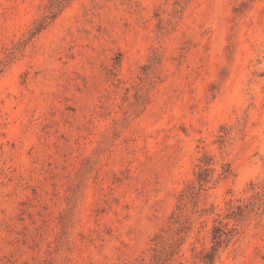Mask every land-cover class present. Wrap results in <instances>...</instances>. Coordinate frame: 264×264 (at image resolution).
Returning <instances> with one entry per match:
<instances>
[{"label": "rangeland", "instance_id": "obj_1", "mask_svg": "<svg viewBox=\"0 0 264 264\" xmlns=\"http://www.w3.org/2000/svg\"><path fill=\"white\" fill-rule=\"evenodd\" d=\"M0 264H264V0H0Z\"/></svg>", "mask_w": 264, "mask_h": 264}, {"label": "trees", "instance_id": "obj_2", "mask_svg": "<svg viewBox=\"0 0 264 264\" xmlns=\"http://www.w3.org/2000/svg\"><path fill=\"white\" fill-rule=\"evenodd\" d=\"M219 231H220V230H219ZM220 235H221V231L218 232V235H217V237H216V241H217V242H219V240H220Z\"/></svg>", "mask_w": 264, "mask_h": 264}]
</instances>
